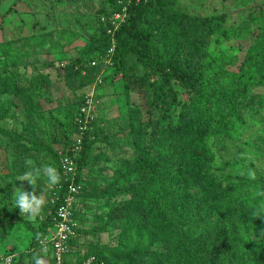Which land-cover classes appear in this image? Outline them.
Listing matches in <instances>:
<instances>
[{"label":"trees","instance_id":"1","mask_svg":"<svg viewBox=\"0 0 264 264\" xmlns=\"http://www.w3.org/2000/svg\"><path fill=\"white\" fill-rule=\"evenodd\" d=\"M105 1L98 34L85 49L87 56L79 57L75 77L80 87L91 84L104 69L99 58L110 45V35L101 16L118 9L116 0ZM177 7V0H130L127 17L114 33L115 51L109 68L122 71L125 59L132 55L145 71L147 86L154 89L151 106L159 107L162 117L174 106L182 108L175 122L154 124L157 133L173 141L169 149L155 154L148 141L150 122L142 121L139 111L129 108L134 157L122 161L114 171L115 180L122 181L124 191L130 195L123 204L125 218L119 226L121 241L115 248L93 247L78 261L94 256L93 264H264V237L260 234L264 230V215H261L264 213V175L258 173L250 181L236 175L221 176L213 171L215 158L210 146L213 137L233 135V127L226 117L234 123L240 122V107L250 104L254 97L250 89L264 86V35L256 47L246 52L238 82L218 88L202 77L200 67L202 64L212 66L211 72L216 75V63L220 61L219 67L223 68L229 59L216 48L208 49L207 39L213 36L218 44L231 38L236 30L225 26V14L191 16ZM190 27H194L191 36ZM192 59L197 61L194 66L189 64ZM91 61H96V65L92 66ZM106 75L102 76L103 82L96 87L97 91L103 86ZM174 84L183 85L191 93L187 103L178 100ZM8 86V83L0 84V90L8 92ZM81 102V95L77 96L72 118L75 134L79 133L75 116ZM150 111L152 113V108ZM98 117L97 114L82 131L81 146L75 158V182L80 189L73 211L78 222L80 198L113 197L120 191L113 180L104 188L92 189L94 176L99 174L89 172L91 179H88L82 173L90 163L88 156L97 135L94 128L102 121ZM8 135L16 143L23 137L16 132ZM56 157L60 188H53L47 194L49 210L37 227L27 223L33 233L27 251L30 257L39 252L38 242L53 225L55 210L67 190L60 155ZM225 180L228 183H224ZM52 194L58 195L57 201H50ZM77 231L79 233L80 226ZM78 237L72 239L74 245ZM156 242L162 244V252L147 249ZM105 252L111 255L110 263L103 258ZM15 263L16 260L12 264Z\"/></svg>","mask_w":264,"mask_h":264},{"label":"rangeland","instance_id":"2","mask_svg":"<svg viewBox=\"0 0 264 264\" xmlns=\"http://www.w3.org/2000/svg\"><path fill=\"white\" fill-rule=\"evenodd\" d=\"M177 1L178 7L191 16L225 14V26L236 30V34L218 44L213 36L207 41L208 49L223 52L229 62L220 68L218 61L216 75L211 72L212 66L202 64L200 70L210 85L221 88L236 84L246 52L256 47L264 35V0ZM104 8L105 0L0 1V84H9L8 92L0 90V258L13 255L15 264H32L30 255L27 256L33 236L28 224L37 227L45 218L49 210L47 194L54 187L47 184L42 173L35 187L27 180L17 179L26 171L48 165H53L58 172L56 156L77 137L72 126L74 102L87 86H79L75 73L80 55L87 56L85 49L98 34L99 16ZM189 29L191 36L194 27ZM196 63L192 59L189 64ZM110 68L104 69L103 74L107 75L97 91L101 101L97 114L102 121L94 128L97 135L88 156L90 163L82 169L83 175L99 174L94 176L92 189H101L116 181L115 169L122 161L134 157L129 108L138 110L142 121L150 122L148 141L154 154L173 145L171 139L155 131L154 124L175 122L182 108L174 106L162 117V110L151 106L154 89L147 86L145 71L132 55L125 59L122 71ZM173 88L178 100L187 103L191 95L188 89L181 84H174ZM249 92L254 97L250 104L240 107L241 121L234 123L226 117L233 127V135L213 137L210 141L215 158L213 171L247 181L253 180L250 173L254 178L258 173L264 175V86L251 88ZM221 114H224L222 109ZM13 132L23 135L19 143L8 135ZM87 178L91 179L88 175ZM15 187L35 191L44 198L45 205L35 220L20 216L18 209L10 210ZM115 188L120 191L113 197L78 201L80 235L71 263L93 247L115 248L121 241L123 204L130 195L124 191L122 181H116ZM147 249L162 252L163 246L156 242ZM40 252L35 255L41 256ZM105 254L103 258L110 263L111 255ZM44 260L49 264L48 258Z\"/></svg>","mask_w":264,"mask_h":264},{"label":"built area","instance_id":"3","mask_svg":"<svg viewBox=\"0 0 264 264\" xmlns=\"http://www.w3.org/2000/svg\"><path fill=\"white\" fill-rule=\"evenodd\" d=\"M130 0H116L117 10L108 15H102L101 21L107 25V33L110 35V45L107 51L99 58L104 69L111 67L112 55L115 51L114 33L127 17V7ZM92 66L96 65V61H91ZM98 74L93 82L89 84L84 93L81 94V105L75 116V123L78 126L79 133L70 144L65 152L60 153L59 162L62 175L67 184V190L60 204L55 210L54 223L47 230V233L42 236L38 242V248L44 252V256L48 258L49 264H93L94 256H87L82 261H70L72 254L75 252L72 239L79 236V223L74 217L73 205L76 200V194L80 189V185L75 182L77 166L75 158L81 146L82 131L85 130L89 123L94 120L97 115V107L101 101L97 92V86L102 84V76ZM53 188L59 189L57 184ZM58 195L52 194L49 196L51 202L58 200ZM14 261L13 255H6L0 258V264H12ZM79 262V263H78Z\"/></svg>","mask_w":264,"mask_h":264},{"label":"clouds","instance_id":"4","mask_svg":"<svg viewBox=\"0 0 264 264\" xmlns=\"http://www.w3.org/2000/svg\"><path fill=\"white\" fill-rule=\"evenodd\" d=\"M41 173L43 174V177L46 178V182L50 187L57 185L61 180L60 175L53 165L34 169L33 171H26L22 177L18 178L17 180H27L32 186L35 187L36 180L41 176ZM249 175L254 179V176L251 173ZM2 199L6 200L4 197H2ZM44 205V198L38 196L35 191L28 192L23 187H15L11 197L10 210L18 209L20 216L27 215L29 220H35L40 215ZM261 215H264V213H261ZM260 234L262 237H264V230L260 231ZM31 261L32 264H45L44 258L35 254L32 255Z\"/></svg>","mask_w":264,"mask_h":264},{"label":"crops","instance_id":"5","mask_svg":"<svg viewBox=\"0 0 264 264\" xmlns=\"http://www.w3.org/2000/svg\"><path fill=\"white\" fill-rule=\"evenodd\" d=\"M40 254H42L41 256L45 258V256H43L44 255V252H40Z\"/></svg>","mask_w":264,"mask_h":264}]
</instances>
